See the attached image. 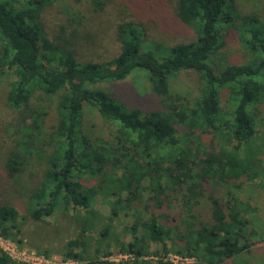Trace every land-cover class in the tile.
<instances>
[{
  "label": "trees",
  "instance_id": "1",
  "mask_svg": "<svg viewBox=\"0 0 264 264\" xmlns=\"http://www.w3.org/2000/svg\"><path fill=\"white\" fill-rule=\"evenodd\" d=\"M52 1L0 0V75L13 73L5 106L15 112L0 130L7 136L0 147V235L20 244L30 220L83 209L76 219L69 214L75 232L60 251L62 258L78 264H152L144 258L150 255V243L161 245L154 255L174 251L193 256V264L221 263L247 250L256 241L253 236L264 240V231L253 227L247 214L255 210L252 205L229 191L224 197L206 194L202 186L210 179L253 180L264 171V135L262 148L254 143L253 122L255 104L264 102V17L253 10L243 13L237 0H176L175 16L193 28L196 40L160 53L141 45L139 23L125 21L116 28L121 44L117 55L79 61L75 30L62 40L50 41L45 35L40 14ZM228 30L236 32L252 57L216 70L212 56L225 45ZM134 68L147 72L164 109L142 112L92 86L122 80ZM182 70L201 79L197 94L184 103L171 92V81ZM35 91L57 96V121L48 132L43 126L47 111L30 105ZM85 106L109 126L108 137L84 129ZM203 133L218 139L217 150L208 149ZM145 190L147 198L141 195ZM97 194L108 202L106 215L93 208ZM175 195L182 211L170 224L176 218L170 213ZM204 195L209 219L193 211ZM120 210L132 222L110 235ZM125 231L130 239L122 240ZM32 246L51 254L44 246ZM112 247L133 258L109 261ZM0 264L26 263L0 249Z\"/></svg>",
  "mask_w": 264,
  "mask_h": 264
},
{
  "label": "rangeland",
  "instance_id": "2",
  "mask_svg": "<svg viewBox=\"0 0 264 264\" xmlns=\"http://www.w3.org/2000/svg\"><path fill=\"white\" fill-rule=\"evenodd\" d=\"M175 1L53 0L42 9L40 17L45 35L50 41H56L57 38L58 40L69 38L70 32L75 30V33H73L76 37L74 48L79 61L106 60L117 55L121 44L117 38L116 28L119 23L125 21H134L142 26L143 41L141 45L144 48L166 53L172 45L196 40L193 28L180 22L175 16ZM237 3L243 13L253 10L264 17V0H237ZM224 40L225 45L223 48L212 56L216 70H220L228 64L247 63L251 59V52L242 45L236 32L233 30L226 31ZM12 74L11 70H7L6 73L0 75V130L15 116V112L13 113L5 106L8 83L14 80ZM200 83L201 79L198 73L191 70H182L171 81V92L178 94L181 97V102H189L197 94ZM92 86L103 88L110 95L120 99L125 105L139 107L142 112L165 108L162 98L151 90L147 72L142 68H134L122 80L101 82ZM225 99L226 93L222 91L220 94L222 108L225 107ZM56 103V95H45L39 91H35L31 95L30 105L43 107L47 111V114L43 117V126L46 132L51 130L52 125L57 121ZM253 113H255L254 127L257 130V138L254 143L263 148V140L260 137L264 135V102L255 104ZM84 123L85 130L88 128L108 137L109 126L100 119L97 112L90 106H85ZM3 136L7 138L6 135L0 133V147L6 144V139L4 140ZM201 140L205 142L208 149H218V139L213 134L203 133ZM260 157H262L261 165L263 166L264 154L261 153ZM95 180L96 177H92L91 183ZM142 184L146 185L147 183L142 182ZM202 186L206 194L212 192L215 196L224 197L226 192L229 191L238 199L245 200L252 205L255 210L247 213L248 216H251L252 225L256 229L264 231V171L259 173V177L253 180H249L245 176H241L237 180H228L226 183L210 179L203 182ZM148 194V191L145 190L141 195L143 198H147ZM170 203L172 207L170 213L173 212L176 216L170 224H175L182 211L179 197L175 195ZM209 206V201L204 195L193 211L199 213L198 215L202 219H209ZM93 208L103 215L109 212L108 202L101 194H97L94 198ZM78 211L71 209L69 214L74 218L77 213L83 216V209H78ZM123 212L125 211L120 210L118 219L112 222L110 235L116 232L119 233L121 224L127 227L131 224L132 218L128 214L124 216ZM69 214L67 216L59 213L55 218L46 217L38 221L30 220L23 231L22 242L20 244L14 242L20 248L27 247L34 249L36 252L37 250L32 244H39L52 250L50 256L61 257L62 247L75 232L74 221ZM261 231L259 234H261ZM121 238L122 240L130 239V233L125 231ZM257 238L258 236L252 237L251 240L256 241L247 250L227 258L221 263L204 264H264V240L259 241ZM165 242L167 245L169 244L168 238H165ZM110 250L112 253L116 252L115 247ZM155 250L157 252L162 251L161 245L150 243V255H154L153 251ZM151 262L152 264H164V262L154 259H151Z\"/></svg>",
  "mask_w": 264,
  "mask_h": 264
},
{
  "label": "built area",
  "instance_id": "3",
  "mask_svg": "<svg viewBox=\"0 0 264 264\" xmlns=\"http://www.w3.org/2000/svg\"><path fill=\"white\" fill-rule=\"evenodd\" d=\"M0 249L12 260L26 264H78V262L72 258H55L54 256L40 254L31 248H20L13 240L4 238L1 235ZM132 258V254L122 252H114L106 257V259L112 262L125 261ZM144 258L168 262L170 264H192L196 261L193 256H185L171 251L161 253L160 255H147L144 256Z\"/></svg>",
  "mask_w": 264,
  "mask_h": 264
}]
</instances>
